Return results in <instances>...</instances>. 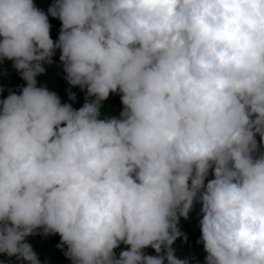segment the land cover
I'll return each instance as SVG.
<instances>
[{
	"label": "clouds",
	"instance_id": "obj_1",
	"mask_svg": "<svg viewBox=\"0 0 264 264\" xmlns=\"http://www.w3.org/2000/svg\"><path fill=\"white\" fill-rule=\"evenodd\" d=\"M57 49L68 102L38 86ZM5 60L0 264L56 234L71 264H193L197 204L204 264H264V0H0Z\"/></svg>",
	"mask_w": 264,
	"mask_h": 264
},
{
	"label": "trees",
	"instance_id": "obj_2",
	"mask_svg": "<svg viewBox=\"0 0 264 264\" xmlns=\"http://www.w3.org/2000/svg\"><path fill=\"white\" fill-rule=\"evenodd\" d=\"M39 8L47 13L48 7L54 2V0H34ZM49 22L51 24L50 37L55 42L59 37V30L61 28V22L57 18L49 16ZM60 51L56 50L53 56V64L47 67V74L37 77L38 86L47 84L51 90L56 91L62 102H68L66 89L69 87L65 80V73L63 72V65L59 60ZM6 73V77L4 75ZM26 82L23 81L19 73L12 67V61L5 60L0 64V86L4 87V91L0 92V100L7 97L9 92H16L19 94V90L22 86H25ZM72 91L76 92V102L73 107L79 109L83 102L85 93L82 92L79 87H73ZM109 114L119 116L122 109L120 101V95L110 94L109 99L105 102ZM104 109H102V112ZM259 140V137H257ZM199 205H195L190 212L189 219L182 221L183 230L187 235V243L177 241V254L178 256H191L193 257V264H204L205 252L203 251V245L197 243L200 238L201 232L199 228ZM41 260L49 261V264H71V261L65 257L63 251L57 247L60 243V236L56 235H36L30 238ZM126 245L121 244L119 248L115 249L117 255L121 250L126 249ZM66 250V246L65 249ZM148 254L155 255L153 249L148 248L145 250ZM6 257L0 256V260H5Z\"/></svg>",
	"mask_w": 264,
	"mask_h": 264
}]
</instances>
